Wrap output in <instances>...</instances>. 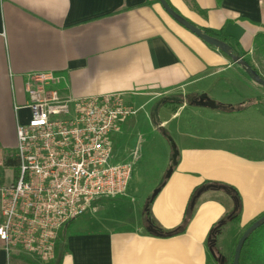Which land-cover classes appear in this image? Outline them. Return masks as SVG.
Segmentation results:
<instances>
[{
    "label": "crops",
    "instance_id": "crops-1",
    "mask_svg": "<svg viewBox=\"0 0 264 264\" xmlns=\"http://www.w3.org/2000/svg\"><path fill=\"white\" fill-rule=\"evenodd\" d=\"M168 1L201 29H225L260 74L255 38L264 32V0ZM47 72L60 75L75 98L124 93L136 107H145L147 119V107L163 97L208 94L225 113L209 114L219 125L202 135L187 121L176 143L178 165L151 214L162 230H174L193 191L206 183L238 192L244 224L264 214V87L178 24L158 0H0V148L17 144V126L28 116L15 110L27 102L26 77ZM256 98L260 103H253ZM132 125L124 126L123 140L130 138ZM223 193L203 194L186 232L173 237L149 234L145 211L136 228L75 232V223L61 231L68 247L63 264H209L212 228L234 205ZM227 225L223 233L235 228ZM0 264L42 263L17 251L8 257L0 248Z\"/></svg>",
    "mask_w": 264,
    "mask_h": 264
},
{
    "label": "built area",
    "instance_id": "built-area-1",
    "mask_svg": "<svg viewBox=\"0 0 264 264\" xmlns=\"http://www.w3.org/2000/svg\"><path fill=\"white\" fill-rule=\"evenodd\" d=\"M54 73L29 74L24 82L28 116L17 126L18 162L10 184L0 180V248L42 264L56 259L61 231L104 198L127 193L138 149L125 161L114 143L136 107L124 93L75 98ZM5 165V159L0 166Z\"/></svg>",
    "mask_w": 264,
    "mask_h": 264
},
{
    "label": "rangeland",
    "instance_id": "rangeland-1",
    "mask_svg": "<svg viewBox=\"0 0 264 264\" xmlns=\"http://www.w3.org/2000/svg\"><path fill=\"white\" fill-rule=\"evenodd\" d=\"M257 65L260 74L264 77V56L257 57ZM258 87L262 86L258 85ZM235 90V92L239 94L241 93L238 87L235 88ZM175 96L185 99L186 103L184 105H186V107H184L183 104H167L161 108L160 118L162 125L166 128L168 134L172 136L176 143L178 140H181L183 138L181 137V135L186 133V131H184L183 129H186L185 124L187 123V121H191L192 126L189 128L195 134L202 135V133L204 132H210L214 127L217 128V126L219 125L217 121L219 120H213V118L209 117L208 115L213 114V112H215V114L222 113L209 108L191 106L190 102L197 99L196 96L182 94H177ZM159 100L154 101L147 107L146 111L148 112L147 114H149V119H147L148 117L145 116V112L141 110V112L137 116L131 118L128 121V125L131 123L133 124L131 127L130 138L125 139L124 137L123 140V137L119 135L117 137V141L114 143L115 151L117 153V158L114 163L127 160L130 152L138 149V159L135 164L132 181L127 193L123 196L115 198H104L99 200L95 207L96 209H100V212L98 214L93 215L90 211L84 216L78 218L76 221H74V223L65 227V230H67L75 223L76 225L72 227V230L75 232H81L85 229H109L113 231L123 228H136L137 225H143V215L147 199L153 194L155 190L160 188V186L166 184L164 182L166 180L165 175L171 159L170 145L162 136L161 132L154 127L152 122L153 111ZM257 102L260 103V101L256 98L253 103ZM175 114H179L177 118H175ZM179 125L181 128L178 129ZM189 142H192V139ZM244 144L253 147H256V145H258L255 142H246ZM190 145L194 146V144ZM195 145H198L199 147L203 146L202 142L201 144ZM17 148L18 141L17 144L9 145L6 149L0 148V161L5 159V157L15 155L17 153ZM13 175L14 174L12 168H8L5 165L0 166V180H3L5 183L10 184L13 181ZM210 185L217 184L206 183L201 187L204 188ZM193 192H195V190ZM204 194H208L206 196L214 194L212 196L217 197H221L222 195H224L223 191L214 190L208 191ZM202 200H204V197H200L198 199L196 206L194 210H192V212V201H189L182 224L184 223L188 212L190 213V224V222L196 215V212L199 209V204ZM234 208L235 201L234 205L231 208L232 212L234 211ZM241 212L242 211H240V219L237 222L228 223L235 228L225 229L224 233L222 234V238L220 240L218 239V245L215 249V252H220L221 257L225 258V261L223 263H220V261L210 258L209 264H232L235 243L238 236L242 234L243 231L245 232L248 225L251 226L254 222L264 216V214H261L260 216H256L255 218H253L249 223L244 224L242 222ZM152 218L157 226L161 227L158 221L154 219L153 215ZM182 224L174 228V230L181 227Z\"/></svg>",
    "mask_w": 264,
    "mask_h": 264
},
{
    "label": "water",
    "instance_id": "water-1",
    "mask_svg": "<svg viewBox=\"0 0 264 264\" xmlns=\"http://www.w3.org/2000/svg\"><path fill=\"white\" fill-rule=\"evenodd\" d=\"M162 8L165 10V12L172 18L174 19L178 24H180L182 27L190 31L191 33L195 34L197 37H199L202 41H204L206 44L220 50L223 54L228 56L234 64L240 66L245 73L250 77V79L255 82L256 84L264 87V78L256 71L253 69V67L242 57L239 55L234 54L233 48L226 42H223L215 37H212L206 33L203 32V30L193 23H191L189 20L184 18L182 15L177 13L167 2V0H159ZM185 104L186 101L185 99L181 97H171V96H166L163 97L159 102L156 104L153 115H152V122L153 125L156 129H158L162 136L166 139L168 144L170 145V152H171V159L170 163L168 165V170L165 175V179L169 180L173 173L174 169L178 165V157L180 155V151L178 149V145L176 144L175 140L172 138L170 134H168L166 128L162 125L161 123V118H160V110L163 106L167 104ZM191 106H196V107H203V108H209L212 110H219L222 108V105L217 103L215 100H212L208 94H202L199 96L197 99L192 100L190 102ZM164 185L157 190L153 192V194L148 198L146 206H145V213L149 211V206L150 203L155 200V198L159 195L161 192L162 188ZM224 191L228 194H231V192L224 186H219V185H210L206 186L204 188H201L198 193L196 194V197L192 200L191 204V210H194L197 200L206 192L208 191ZM236 206L238 202H235ZM264 225V216L254 222L250 227H248L243 235L241 236L237 247L235 249V256L233 260V264H240V259L242 255V250L244 248V245L246 241L250 238V236L260 229ZM145 229L146 231L156 237L159 238H164L165 234L160 231L158 228H156L153 224L152 221L149 219H145ZM208 244H209V250L211 254L213 255L214 259L217 258V254L215 252V249L217 248L218 245V235L215 233L211 232L209 239H208ZM225 258H223V261Z\"/></svg>",
    "mask_w": 264,
    "mask_h": 264
},
{
    "label": "trees",
    "instance_id": "trees-1",
    "mask_svg": "<svg viewBox=\"0 0 264 264\" xmlns=\"http://www.w3.org/2000/svg\"><path fill=\"white\" fill-rule=\"evenodd\" d=\"M167 2L177 13H179L170 4V2L168 0H167ZM158 3H160L159 0H158ZM195 7L197 8V6H195ZM202 30L204 33H206L212 37H215V38H217L223 42L228 43L233 48L234 54L239 55L240 57L245 59L246 52L238 50L239 43L237 41H235L231 36H229L226 33L225 29H222L219 31L210 30V29H202ZM255 50H256L257 55L264 56V32L259 33L256 36V38H255ZM247 62L253 67L254 70H256L255 67L253 66V64L249 60ZM222 109H225V107L222 106ZM5 166L8 168L15 169V176H17V174H18V171H17L18 162L14 158V155L5 157ZM164 182L166 183L167 180H165ZM160 187H162V186H160ZM224 187H226V186H224ZM226 188L231 192V194H228V193L227 194L235 202H238V204H237V206L235 204L234 211L231 214H229L225 219H223L221 222L217 223L212 228L211 232L218 235V238L222 236L223 230L229 222H237L240 219V211H241L240 196L238 195V192L236 190L229 188V187H226ZM200 189L201 188H198L195 190V192L193 193L191 201L196 197V194L198 193V191ZM152 204H153V202L150 203L149 211L147 213H145V216H146L145 218L151 220L152 224L165 234V237H173V236H177V235H180V234H183L186 232L188 224H189V215H190L189 212H188L186 219L184 220V223L182 224L181 227H179L175 230H170V231L162 230L160 227L157 226V224L155 223V221L152 218V214H151V205ZM191 212H192V210H191ZM243 233L238 236L236 243H235V249H236L237 244H238L241 236L243 235ZM67 252H68V247L66 244L65 234L60 233L59 240H58L57 247H56V259L51 264H63L64 259H65V255ZM234 256H235V250L233 253V260H234ZM210 258L214 259L213 255L211 254V252L209 250V244H208V260H210ZM233 260H232V264H233ZM240 264H264V225L260 229L255 231L250 236V238L246 241L244 248L242 250Z\"/></svg>",
    "mask_w": 264,
    "mask_h": 264
},
{
    "label": "flooded vegetation",
    "instance_id": "flooded-vegetation-1",
    "mask_svg": "<svg viewBox=\"0 0 264 264\" xmlns=\"http://www.w3.org/2000/svg\"><path fill=\"white\" fill-rule=\"evenodd\" d=\"M123 134H124V130L122 131L121 135H123ZM216 254H217L216 260L217 261H220V263H223L225 260L223 261V258L221 257V253L220 252H217Z\"/></svg>",
    "mask_w": 264,
    "mask_h": 264
}]
</instances>
